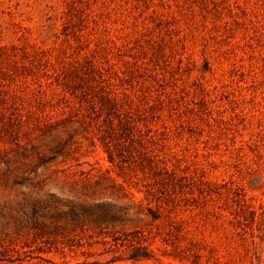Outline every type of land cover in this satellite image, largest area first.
Listing matches in <instances>:
<instances>
[{
    "label": "rangeland",
    "instance_id": "rangeland-1",
    "mask_svg": "<svg viewBox=\"0 0 264 264\" xmlns=\"http://www.w3.org/2000/svg\"><path fill=\"white\" fill-rule=\"evenodd\" d=\"M0 264H264V0H0Z\"/></svg>",
    "mask_w": 264,
    "mask_h": 264
}]
</instances>
